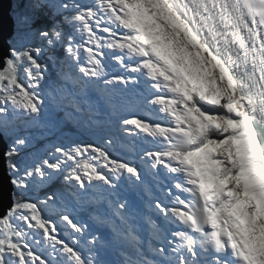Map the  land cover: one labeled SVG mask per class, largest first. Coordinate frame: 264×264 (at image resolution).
I'll list each match as a JSON object with an SVG mask.
<instances>
[{
  "label": "rangeland",
  "instance_id": "1",
  "mask_svg": "<svg viewBox=\"0 0 264 264\" xmlns=\"http://www.w3.org/2000/svg\"><path fill=\"white\" fill-rule=\"evenodd\" d=\"M87 3L93 5L91 12H83V19H75L70 26L65 27L66 38L63 36L52 40L49 45L48 39L51 38L34 37L32 44L40 49L38 55L33 53L36 58L24 57L18 63H8L0 71V132L6 140L7 136L10 140L8 155L14 151L19 154L28 151L25 160L16 163L21 172L32 170L25 198L15 203L8 215L0 220V250L10 252L13 257L19 256V264H77L67 247L75 241H79L75 243V247L79 252H84L85 260L88 253L81 245L101 252L98 243L95 246L87 244L88 238L98 231L104 239L111 240L113 237L105 226L97 225L90 218L91 209L83 200L87 194H91L111 199L113 208L105 210V214L120 224V228L115 225L121 234L114 238L118 246L114 247L116 243H113L101 259L108 260L110 264H123V258L118 252H132L131 245L136 240L129 247L124 237L129 232L134 237L136 235V228L131 225V219H137L136 212H121L120 209L125 207L126 202L125 196L120 195L123 191L122 181L116 188L109 181L121 180L114 169L127 165L117 162V159L123 160L124 155L135 154L136 150L125 154L124 148H121L113 153L115 139L109 143L104 136L97 141V147H94L78 144L60 133L62 127L70 125L81 136L91 137L89 129H95L92 121L106 118L105 114L109 110L105 108L103 99L94 87L84 89V86L86 81H91L94 73L98 74L101 66L102 70L111 66L109 62L114 55L112 52L120 45L122 36L118 45H112L109 52L106 50L109 48L110 37L119 32V27L126 25L123 21H117L118 15H121L129 26L143 32L142 39H146L156 51L168 57L172 66L179 70L181 78L189 81L192 89L186 94L191 97L192 106L199 110L202 117L199 130L204 135V140L198 149L209 156L212 154L214 175L219 174V187L230 199V216L241 223L243 234L251 242L258 264H264V199H260V203L254 196L255 193L264 194V173L249 134L248 115L240 104V95L235 90L229 73L220 69L203 48L188 36L184 25L172 15L163 0H88ZM130 37L134 38L135 34ZM54 47L59 48L62 62L59 58L55 63L41 58L40 54L44 49ZM159 57L163 59V63L167 62L164 55ZM91 64L96 65L95 68ZM65 74L80 78L79 90H75L71 83L61 80L60 77ZM58 86L67 87V95L63 99L61 93L57 92ZM89 90L93 95L87 97L84 92ZM86 100L88 103H85ZM121 103L119 106L122 110L125 102ZM97 109L100 116L93 115ZM213 110H217L218 115ZM222 111L229 116L223 117ZM68 113L71 114V119L67 118ZM122 115V111L118 109L117 115L111 117L110 132L118 136L123 144L135 146L138 142L135 138L137 133L127 134L128 124L122 123L126 120ZM209 117H215L216 121L210 122ZM132 128L130 125V131ZM237 132H241L240 136L235 135ZM220 136L223 139L218 142ZM224 147L227 149V156L220 151ZM237 148L245 154L251 169L249 177L257 184L249 190L248 195H231V180L223 171L221 163L230 156L236 158ZM236 162L238 163V158ZM134 164L138 167V163L134 161ZM41 176L54 177L56 182L53 189L59 188L62 193H80L82 202L77 204L72 197L66 196L67 203L58 204V211L50 215L48 209L51 198L48 202L39 199L42 194L36 193L31 187ZM61 180L63 186L59 185ZM118 190L120 194H117ZM113 192L116 195L111 196ZM29 197L36 203L29 202ZM116 211L119 216L115 215ZM85 225L87 229L83 230Z\"/></svg>",
  "mask_w": 264,
  "mask_h": 264
},
{
  "label": "snow or ice",
  "instance_id": "2",
  "mask_svg": "<svg viewBox=\"0 0 264 264\" xmlns=\"http://www.w3.org/2000/svg\"><path fill=\"white\" fill-rule=\"evenodd\" d=\"M9 3V8L7 12L4 11V0H0V42L2 44L8 45L7 53L0 52V69H3L8 63H18L23 60L24 57L30 59H35L36 57L33 53L38 55L40 49L32 44L34 37H40L42 39H47L50 35H55L59 37L65 27L71 25L73 18L77 20L83 19V12H91L92 5L87 3L86 0H7ZM181 13L185 17H201V18H211L213 21L219 20V22L225 25V31L221 32L222 36H225V42L229 40L235 42L240 41V49L246 60L254 59L257 67L261 69L264 73V0H258L261 8L259 11H250L248 14H244V8L240 3V0H212L211 5L208 4L207 0H204L203 5H199L197 0H177ZM248 7H253V0H249ZM240 9V18L237 22L236 9ZM45 18L49 21L47 27H39L38 22ZM8 24L9 34L7 38L4 37L5 24ZM226 33H231V36L226 35ZM48 44H52V40L48 39ZM55 63V57H49ZM83 71V69H81ZM61 80L71 83L74 87L81 84L79 77H73L70 74H65L60 77ZM264 79V76H262ZM113 81L123 82L120 77H112L111 80L104 81V84H110ZM87 87V86H85ZM95 88L97 94L103 99L104 106L108 109V113L105 114L104 120H93L92 123L95 125V129H89V131H94L98 135L106 136L109 143L115 139V146L112 148V152L116 153L118 149L128 148L127 145L123 144L118 136L112 134L109 130L112 125L111 117L117 115L118 109L120 111V106L114 101L112 93L106 88H102L96 85H92ZM57 92L61 93V98L67 95V87L58 86ZM134 99V98H133ZM85 103H88L86 100ZM79 110V109H77ZM93 115L100 116L101 113L99 109L96 110ZM68 119H71V114H66ZM123 124L140 126V121L136 117L126 119L122 121ZM6 126V125H5ZM87 122L85 123V128H87ZM148 131L147 128L144 129ZM224 135H227L225 133ZM223 136L218 138L222 140ZM239 144V141L236 142ZM9 155H18V152L9 153ZM109 159L112 156L108 153ZM238 158V163L236 159ZM208 162H211L212 157L208 156L205 158ZM264 161V156L261 157ZM224 166L223 171L226 176L231 180L229 187H232L233 191L231 195H248L249 190L255 186V182L249 177L251 169L248 166L245 154L239 148L236 149V158L229 157L221 161ZM122 167L124 165H121ZM260 167H264L261 164ZM8 171L6 174L9 176V184L11 186L9 191V200L12 204L9 205L11 208L15 203H19L23 200L24 193L28 191L30 185L29 180L31 179L32 170L21 172L20 167L15 161H8L7 164ZM127 170L134 175L139 174V170L134 167H128ZM145 175L150 176L151 173L148 171V167L145 166ZM55 178H48L41 176L37 181L31 185L36 193H42L39 199L48 202L51 198V203L49 205V214H55L58 211V204L64 205L67 203L66 196L72 197L73 201L77 204L82 202L81 195L75 191H67L62 193L59 188H52L55 183ZM111 183V181H109ZM116 185H113L115 187ZM145 191H147V184H145ZM51 189V190H49ZM227 191V189H225ZM95 191V190H93ZM111 195H116L112 193ZM14 197H20V200L14 199ZM29 202L36 203L28 198ZM90 209V218L96 222L97 225H103L107 228L108 232L112 234L113 239H104L101 237V233L98 231L93 236L89 237L87 240L88 245L95 246L99 244L101 252L95 250H89L87 245H81L85 252L88 253L87 259L85 260L84 252H79L75 243L68 245V250L72 253L73 257L77 260V264H110L106 259H101L102 255H105L108 250L111 249L113 243H116L115 237L121 235L115 226V222L111 217L105 214V210H112L111 199H106L104 196H96L87 194L83 200ZM159 203V202H157ZM104 207L101 208L100 206ZM9 209H4L0 212V219L8 215ZM119 216V213H115ZM150 225L153 228H157V231L162 233L163 229L158 228L155 221L149 220ZM87 229L85 225L83 230ZM82 230V231H83ZM153 238L159 239V237L152 233ZM136 243L131 245L132 252H125L120 250L118 252L119 256L123 258V264H160V260H154L145 254L144 250L139 247L141 243L139 238H135ZM171 243V241H170ZM237 250L241 253L246 254V249L250 247L245 235L243 233L238 235V240L234 244ZM148 251L152 253L153 256L159 255L161 260L165 262H172V264H201V260H205L200 253L196 252L195 248L189 250L187 256L181 255L179 260L172 254L174 249L169 248L165 250L163 244L159 246L158 249L152 247L151 239L148 242ZM243 258V257H242ZM19 256L13 257V255L6 251L0 250V264H19ZM207 264H231L230 253L225 255H220L219 253H213L212 259L207 260Z\"/></svg>",
  "mask_w": 264,
  "mask_h": 264
},
{
  "label": "bare ground",
  "instance_id": "3",
  "mask_svg": "<svg viewBox=\"0 0 264 264\" xmlns=\"http://www.w3.org/2000/svg\"><path fill=\"white\" fill-rule=\"evenodd\" d=\"M59 60H61V62L63 61L62 60V57L59 55ZM134 58V53H132L131 52V62H132V59ZM107 59H110V57L109 56H107ZM65 61V60H64ZM156 64H160V63H162L163 64V59L162 58H160V57H157L156 58V60L154 61ZM63 65L61 64L60 65V67H62ZM95 68V67H94ZM145 68V67H144ZM99 69V68H98ZM87 70V69H86ZM98 73V72H97ZM142 73V72H141ZM140 73V74H141ZM139 74V75H140ZM138 75V76H139ZM76 77V76H75ZM122 78H123V80H124V82L120 85V89H122V88H125V90H124V93H115V97H116V103L119 105V104H122L121 103V101H124V96H126L125 94H126V87H124L123 85H126V86H130V84L126 81L125 82V78H126V76H124V75H122L121 76ZM127 80V79H126ZM96 82L94 81V84H95ZM138 83H139V85L137 86V87H134V91L135 92H137V90H139V91H141V88H142V86L144 85V86H146L147 88H148V90H147V92H146V95H148V97H151L152 95H154V93L155 92H157V91H159V89L158 88H153L152 87V89L150 90V85L147 83V81H146V79L145 80H143V78H139V80H138ZM93 83H87V85L88 86H91V85H94ZM74 87V86H73ZM75 88V90H78V88H77V86H75L74 87ZM110 89V88H109ZM110 92V91H109ZM121 98H123L122 100H121ZM239 101H240V104H241V106L242 107H244V110L246 111V113H247V117H248V130H249V134H250V136H251V139H252V142H253V146H254V151L256 152V154H257V156H258V163H259V166L261 165V164H264V161H262L261 160V157L262 156H264V138L261 136V129H259L258 128V126L255 124V121H254V119H253V116H254V113H255V111H254V106H253V104H252V102L250 101V99L247 97V96H244L243 95V93H241V95H240V97H239ZM255 101H256V98H255ZM142 102V100H140V102L139 103H141ZM135 103V102H134ZM127 104H130L129 102H127ZM123 107L125 106V104H123L122 105ZM139 110L140 111H142L143 113H144V115H147V117H151V118H155V120H158V117L160 118V119H162V118H164L165 116L161 113V112H159L158 113V108H157V114L155 113V109H154V107H152V106H147V105H145L144 104V102H142L141 104H140V106H139ZM142 112H141V114H142ZM156 115L158 116V117H156ZM127 127L129 128V130H130V125H127ZM132 129H136V126L135 125H132ZM110 131V130H109ZM246 135V134H245ZM136 140L138 141L137 143H135L136 145L135 146H131L130 144H127V146H128V148H131L132 149V151H134V150H136L135 151V154H142V153H144L145 151H146V149L148 148V147H150V145L151 144H149V143H147L146 141H145V139L142 137V136H140V134L137 132V135H136ZM124 150H125V154H127V151H129L127 148H124ZM131 151V153H133ZM135 163H138V167H136V169H138L139 170V173L141 174V176H143V174H144V171H145V166H146V163H145V160H143V159H140L139 161H135ZM117 168H119V169H117ZM116 169V170H115ZM114 169V173L117 175V174H119L120 175V178H121V180L120 179H115L114 181H111V184H112V186L113 185H116V186H120V183H121V181H122V184L124 183V181H126L127 179H128V176H124V174L123 173H125V174H127L126 172H125V170L123 169V167H116ZM261 171L264 173V167H261ZM199 174H200V171L199 170H195L193 173H191L190 174V177H191V179L192 180H199V179H201L202 177H199ZM62 181V180H61ZM140 182H143V179L142 178H139V180L137 181V183H135L134 184V186H132V189L133 188H135V187H139V185H140ZM60 185H64L63 184V181H62V183H60ZM64 187H66V186H64ZM116 188V187H115ZM142 191H143V189H141ZM103 191V190H102ZM101 192V191H100ZM106 192L107 193H109L108 192V190H106ZM117 192V191H116ZM101 193H103V192H101ZM120 194V191L118 190V192H117V194ZM122 193V192H121ZM112 196V195H111ZM123 204V203H122ZM145 209H144V212H145V210H146V213L148 214V213H152V212H147V209H148V207L150 206L149 204H146L145 203ZM113 208V207H112ZM131 211H135L136 212V209L133 207L132 209H131ZM117 212V211H116ZM144 214V213H143ZM135 217H137V215H135ZM144 217V215H142V218ZM132 218V217H131ZM120 219V218H119ZM133 219V218H132ZM113 220V219H112ZM133 220H136V219H133ZM114 222H115V225H117L119 228H120V224H119V222L116 220V219H114L113 220ZM126 227V226H125ZM120 230V229H119ZM139 230V229H138ZM125 234V233H124ZM126 237H124L127 241H128V245H129V247H130V245L131 244H133V242H134V240H136L135 239V237L134 236H132L131 235V233L129 232V233H127L126 235H125ZM151 236V234L149 235V237ZM165 235L162 233L161 234V237L163 238ZM124 239V240H125ZM151 239V238H150ZM170 242V241H169ZM171 244V243H170ZM118 246V243H116L115 245H114V247H117ZM139 247L141 248V243L139 244ZM119 255V254H118ZM211 257L212 255H206V256H203V257ZM122 264V263H121ZM162 264H164V263H162Z\"/></svg>",
  "mask_w": 264,
  "mask_h": 264
},
{
  "label": "trees",
  "instance_id": "4",
  "mask_svg": "<svg viewBox=\"0 0 264 264\" xmlns=\"http://www.w3.org/2000/svg\"><path fill=\"white\" fill-rule=\"evenodd\" d=\"M86 2H88V0H86ZM73 20H75V18H73ZM48 23H49V21L47 19L42 18L38 22V26L39 27H47ZM64 30H63V32L61 33V35L59 37H56L55 35H50L48 38H51V40H58V38H60V37H63V36L65 37V34L66 33L64 32ZM59 52H60L59 48L54 47V48L47 49V50L44 49L43 50V53L41 52L42 54H40V55L42 56L41 58L44 59L45 61L51 62L53 60L49 59V57H55L56 58L55 60H57L58 57H59V55H60ZM221 113H222V115L229 116L225 111H222ZM209 121L210 122H212V121L214 122V121H216V118L215 117H209ZM60 131H61L60 132L61 134L64 133L65 136L70 137L71 139H74L76 141V143H78V144L83 143L85 146L91 145V146L97 147V145H98L97 144V141L101 140L104 137L102 135L96 134L94 131H91V137L92 138L91 137H88V136H84L83 137V136H81L79 134L78 131L75 130V128H73L70 125H65L64 127L61 128ZM7 141H10L9 138H8V136H7ZM220 151H221V153L223 155H226L227 156L228 152H227V149L225 147L224 148H221ZM27 153H28V151H23L22 154H19L18 153V155H8L7 156V159H8V161L11 160V161H15V163H20V162H22V161L25 160V155ZM117 162H122V160L117 159ZM260 182H261V180L258 181V184ZM59 183H62V182L60 181ZM54 186L55 185L53 184L52 185V188ZM255 186H257V184H255ZM49 190H51V189H49ZM40 194H42V193H40ZM254 196H255L256 200L258 199L260 201V203L262 202L260 199H264V194L261 195L260 193H257V194L255 193ZM14 199L20 200V197H14ZM20 202H21V200H20Z\"/></svg>",
  "mask_w": 264,
  "mask_h": 264
},
{
  "label": "water",
  "instance_id": "5",
  "mask_svg": "<svg viewBox=\"0 0 264 264\" xmlns=\"http://www.w3.org/2000/svg\"><path fill=\"white\" fill-rule=\"evenodd\" d=\"M9 3L7 0H4V11L7 12V9L9 8ZM9 34V27L6 22L5 28H4V37L7 38ZM8 51V45L2 44L0 42V52L7 53ZM6 68V66L3 69H0V71H3ZM255 124L259 128V122L255 121ZM3 134L0 132V212H3L4 209H9L8 213L12 210L14 205L9 208V205L12 204V201L9 200V191H10V184H9V176L6 174L8 171L7 164H8V151H9V145ZM7 216V215H6ZM6 216H4L2 219H4ZM0 219V220H2Z\"/></svg>",
  "mask_w": 264,
  "mask_h": 264
}]
</instances>
